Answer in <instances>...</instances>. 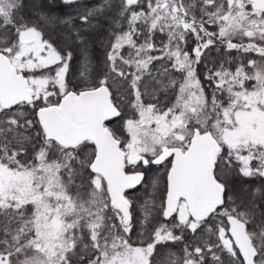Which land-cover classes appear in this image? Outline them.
<instances>
[{
  "label": "snow or ice",
  "instance_id": "6c2138e0",
  "mask_svg": "<svg viewBox=\"0 0 264 264\" xmlns=\"http://www.w3.org/2000/svg\"><path fill=\"white\" fill-rule=\"evenodd\" d=\"M165 262L264 264V0H0V264Z\"/></svg>",
  "mask_w": 264,
  "mask_h": 264
},
{
  "label": "trees",
  "instance_id": "16d2710c",
  "mask_svg": "<svg viewBox=\"0 0 264 264\" xmlns=\"http://www.w3.org/2000/svg\"><path fill=\"white\" fill-rule=\"evenodd\" d=\"M53 3L58 4L59 0H52ZM97 0H80V4L83 5H87V6H93L94 3H96ZM65 11H71L70 9H65ZM99 54V52H98ZM201 70H203V66H201ZM135 238V237H134ZM179 246H176V250L178 251Z\"/></svg>",
  "mask_w": 264,
  "mask_h": 264
},
{
  "label": "rangeland",
  "instance_id": "374dc122",
  "mask_svg": "<svg viewBox=\"0 0 264 264\" xmlns=\"http://www.w3.org/2000/svg\"><path fill=\"white\" fill-rule=\"evenodd\" d=\"M139 195H142V194H139ZM165 264H167V262H165Z\"/></svg>",
  "mask_w": 264,
  "mask_h": 264
},
{
  "label": "flooded vegetation",
  "instance_id": "af4514ba",
  "mask_svg": "<svg viewBox=\"0 0 264 264\" xmlns=\"http://www.w3.org/2000/svg\"><path fill=\"white\" fill-rule=\"evenodd\" d=\"M138 194H142V193H138Z\"/></svg>",
  "mask_w": 264,
  "mask_h": 264
}]
</instances>
